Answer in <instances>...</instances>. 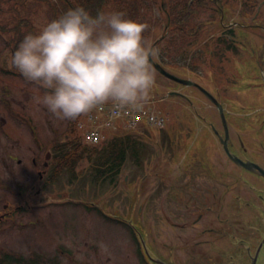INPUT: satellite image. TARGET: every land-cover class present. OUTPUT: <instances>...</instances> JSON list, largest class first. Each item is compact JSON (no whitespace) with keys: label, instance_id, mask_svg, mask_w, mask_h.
<instances>
[{"label":"rangeland","instance_id":"obj_1","mask_svg":"<svg viewBox=\"0 0 264 264\" xmlns=\"http://www.w3.org/2000/svg\"><path fill=\"white\" fill-rule=\"evenodd\" d=\"M256 1L258 4L261 0ZM202 3L206 4L205 1L199 4ZM147 6V16L141 22L147 25L146 31H152L154 38L151 45L157 42L155 47H160L158 59L155 58L158 62L177 76L194 81L210 91L223 104L231 120L238 118L239 114L264 119V85L258 69L264 67L263 30L251 31L245 26H236L239 35L247 43H252L245 51L240 45L236 46L239 47L238 51L236 48L229 51L217 42L221 28L219 18L212 9L202 8V14L197 19L203 26L201 35L186 42L177 31H169L170 26L165 23L159 8ZM26 15L32 17L41 30L49 22L46 7L35 13L26 12ZM261 15L260 22L264 25V12ZM227 16V21L236 25V14L229 13ZM155 22L161 26L156 27ZM255 51L261 55L258 62L251 60L250 54ZM12 57L7 37L0 34V179L9 183L12 181L10 170L4 168V160L7 159L10 167H13L15 180L35 183L38 175L32 159L42 157L58 142L65 141L70 119L56 117L46 106L37 102V97L46 90L25 78L12 62ZM153 70L158 83L147 101H155L157 111L169 117V121L165 130L148 129L145 133H131L132 145L123 174L136 171L141 174L138 181L146 175L144 180L128 187L129 192H134L139 184H143L140 194L128 193L127 197L143 200L151 197L161 206L172 202L169 199L170 175L167 167L172 163L179 167L189 162L190 158L199 162L201 153L198 152L199 145L198 148L195 146L200 143L207 146L209 154L214 155L209 151L215 149L217 142L214 144L215 140L211 141L209 126L214 124L222 131V122L215 105L199 89L176 83ZM173 92L184 94L187 98L172 95ZM202 117L205 121H202ZM29 121L35 127V133ZM193 149L195 153L190 157ZM217 149L221 157H214L215 164L230 168L233 163L227 160L219 143ZM9 154L15 156V161L8 158ZM19 159L22 160L21 164L18 163ZM87 170L88 164L83 161L77 168L78 180L72 181L70 173L64 172L56 183L48 185V198L65 201L57 208H51L47 214L48 220H57L55 232L64 246L82 252L87 242H95L102 249L110 244L113 250H121L117 253L119 262L125 260L135 264L130 234L119 226L108 224L100 216L104 213V202L108 196L104 194V186L93 181ZM155 172H160L164 178L158 181ZM209 186L206 183L205 188ZM119 196V193L117 196L114 194V203ZM83 203H94L95 206L87 209L90 205ZM144 219L148 220L147 216ZM122 251L123 254H119Z\"/></svg>","mask_w":264,"mask_h":264},{"label":"flooded vegetation","instance_id":"obj_2","mask_svg":"<svg viewBox=\"0 0 264 264\" xmlns=\"http://www.w3.org/2000/svg\"><path fill=\"white\" fill-rule=\"evenodd\" d=\"M213 1L215 6L210 8L219 15L221 28L219 42L237 51L236 46L240 45L245 51L252 42L247 43L235 27L264 31L260 22L264 0L258 4L256 0ZM229 13L236 14V25L227 21ZM250 55L253 62H258L261 56L257 51ZM239 115L232 120L227 116L228 138L223 124L220 131L209 123L211 141L215 140L214 144L219 143L223 150L226 143L234 156L256 163L264 170V119ZM29 125L35 133L30 121ZM198 145L199 162L190 158L195 153L193 149L189 162L167 167L172 200L169 205L160 206L151 197L145 200L127 197L128 193L140 194L143 184H137L134 192H129L128 187L144 180L146 175L138 181L141 174L136 171L122 172L116 180L110 176L102 184L108 197L100 216L130 234L135 264H264V175L258 169L248 170L236 164L226 153L225 157L233 165L230 168L216 165L214 157H221L217 146L209 151L214 154L211 155L206 145L200 143L195 147ZM47 153L32 159L38 175L35 183L15 180L13 167L4 160V168L10 170L12 181L0 179V264H131L125 260L119 262L120 249L113 250L109 242L105 249L95 242H87L82 252L63 245L55 232L57 220L49 221L47 217L53 206L57 208L65 203L48 198V185L54 184L48 180L54 152L50 161ZM8 158L15 161L14 155L9 154ZM21 162L19 159L18 163ZM157 175L158 181L164 178L160 172ZM206 183L210 185L207 188ZM118 193L119 199L114 203L112 197ZM83 204L90 205L87 209L95 206ZM146 216L148 220L144 219Z\"/></svg>","mask_w":264,"mask_h":264},{"label":"clouds","instance_id":"obj_3","mask_svg":"<svg viewBox=\"0 0 264 264\" xmlns=\"http://www.w3.org/2000/svg\"><path fill=\"white\" fill-rule=\"evenodd\" d=\"M146 27L120 10L69 8L26 34L12 62L46 90L37 102L60 119L108 101L141 108L158 83L152 62L159 49L147 42Z\"/></svg>","mask_w":264,"mask_h":264},{"label":"trees","instance_id":"obj_4","mask_svg":"<svg viewBox=\"0 0 264 264\" xmlns=\"http://www.w3.org/2000/svg\"><path fill=\"white\" fill-rule=\"evenodd\" d=\"M202 1L206 4H199ZM213 4L210 0H0V34L7 37V43L14 54L26 34L41 30L26 12L35 13L46 7L50 22L69 8L82 5L92 15L100 11L120 10L127 17L141 22L147 16L145 9L149 5L151 8H159L166 24L170 20L169 31H177L182 40L189 42L201 35L203 26L197 19L202 14V8ZM155 26L160 27L161 24L155 22ZM144 36L148 43L153 42L152 31L145 30ZM157 48L160 49L159 46ZM80 115L70 119L65 141L58 142L54 147L56 154L51 163V181L58 179L63 172H69L74 179H78L77 168L83 161L87 162V171L95 182L103 183L110 176L115 180L127 162L130 141L117 134L99 147L86 145L76 127Z\"/></svg>","mask_w":264,"mask_h":264},{"label":"built area","instance_id":"obj_5","mask_svg":"<svg viewBox=\"0 0 264 264\" xmlns=\"http://www.w3.org/2000/svg\"><path fill=\"white\" fill-rule=\"evenodd\" d=\"M146 105H148V103H144L141 108H129L121 107L116 103L110 107L108 112L107 109H109V106L100 107L96 111V114L94 112L90 114L89 119L91 124L87 125V140L97 143L101 137L100 129L104 127H113L117 120H121L129 128H136L143 118H147L148 122L152 125H161L163 120L150 108L146 109ZM105 112L106 117L103 123L98 125L97 119H99L101 115H104Z\"/></svg>","mask_w":264,"mask_h":264},{"label":"water","instance_id":"obj_6","mask_svg":"<svg viewBox=\"0 0 264 264\" xmlns=\"http://www.w3.org/2000/svg\"><path fill=\"white\" fill-rule=\"evenodd\" d=\"M155 47V45H153ZM152 66L158 71L160 72L162 75H164L165 77L179 83V84H182L184 86H191V87H196L197 89H199V91H201L202 93H204V95L213 103L216 105L218 111H219V114H220V117H221V120L223 122V125L225 127V134H226V137L228 138L229 137V130H228V127H227V119H226V115H225V110H224V107L221 103H219V101L217 100V98L211 94L208 90H206L204 87H202L200 84L194 82V81H191L189 79H184V78H181L177 75H174L172 73H170L169 71H167L160 63L156 62L155 60L152 62ZM175 94H178L176 92L172 93V95H175ZM224 143V142H223ZM224 149L226 151V153L229 155V157L238 165L248 169V170H253V169H258L260 170L261 174L264 175V170L256 163H251V162H245L243 161L242 159L238 158L237 156H234L231 154L230 150H229V147L226 143H224ZM50 153H48V156L47 158L50 159Z\"/></svg>","mask_w":264,"mask_h":264}]
</instances>
